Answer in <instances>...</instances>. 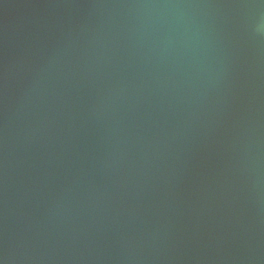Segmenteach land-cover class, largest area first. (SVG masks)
Masks as SVG:
<instances>
[{"label":"water","instance_id":"obj_1","mask_svg":"<svg viewBox=\"0 0 264 264\" xmlns=\"http://www.w3.org/2000/svg\"><path fill=\"white\" fill-rule=\"evenodd\" d=\"M0 264H264V0H0Z\"/></svg>","mask_w":264,"mask_h":264}]
</instances>
